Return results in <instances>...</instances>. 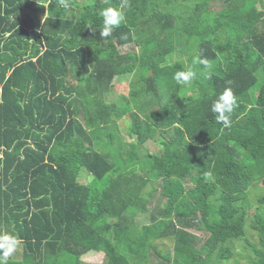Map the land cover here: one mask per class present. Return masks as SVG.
<instances>
[{"label":"trees","instance_id":"obj_1","mask_svg":"<svg viewBox=\"0 0 264 264\" xmlns=\"http://www.w3.org/2000/svg\"><path fill=\"white\" fill-rule=\"evenodd\" d=\"M68 3L0 0V232L22 241L8 264H264V0ZM107 7L125 20L101 39ZM194 56L211 67L181 87ZM226 87L228 127L211 111ZM133 106L127 142L106 126Z\"/></svg>","mask_w":264,"mask_h":264},{"label":"clouds","instance_id":"obj_2","mask_svg":"<svg viewBox=\"0 0 264 264\" xmlns=\"http://www.w3.org/2000/svg\"><path fill=\"white\" fill-rule=\"evenodd\" d=\"M60 2L65 9L69 8L70 5L68 0H60ZM100 16L103 18L102 30L99 33L101 39L111 36L114 28L119 26L125 20V12L117 7L104 8L100 12ZM5 36H7V34H5ZM168 58L175 59L171 54L167 56V59ZM168 63L171 62L167 60V64ZM196 65H202L203 69L198 70L195 67ZM210 67V62L207 59H201L199 56H194L191 65L174 73L173 80L177 85L183 87L190 84L193 80H196L198 75L206 77L207 70ZM236 107L237 98L232 88L226 87L213 101L211 111L215 114V120L217 123H221L223 126L228 127L231 124V117ZM83 127L86 130L89 129L86 121ZM21 243L22 241L17 235L8 232H0V264H8L9 258L19 250Z\"/></svg>","mask_w":264,"mask_h":264},{"label":"rangeland","instance_id":"obj_3","mask_svg":"<svg viewBox=\"0 0 264 264\" xmlns=\"http://www.w3.org/2000/svg\"><path fill=\"white\" fill-rule=\"evenodd\" d=\"M217 9L216 10H219V5H216ZM263 7H264V4H263ZM259 9L261 10V7L259 6ZM176 58H178V54L176 55ZM169 62H180V61H184L186 64H187V59H183L182 58H179V59H171V58H168L167 59ZM225 63V55L220 53L219 56H218V61L216 64H214V69L217 70V72L221 71L223 69V65ZM131 78H134V75H131ZM125 82V81H123ZM128 84V82H127ZM127 84H123L121 87H120V92L118 93L117 95V100L120 101V105L122 108H125V105L128 104V99H127V94H128V91L127 89L125 88ZM113 97H109V101H112ZM134 108L132 109V112H128V114L126 116H124V118L122 120H118V118H116V116L113 117L114 119V122L111 123L110 125H107L106 128H115L119 130V137L121 138H125L127 142H135V139L134 137H138L137 134H134L133 132H131V129L135 127L134 123L130 126L131 124V121L134 119V117L131 115V114H138V116L140 117L138 111L140 109V107H138L136 109L135 106H133ZM138 110V111H137ZM156 110V109H155ZM143 118V117H141ZM134 125V126H133ZM130 126V127H129ZM160 134V133H159ZM158 134L157 137H160ZM146 148H148V150L150 151V153H155V152H160V147L158 144L154 143V142H149L147 143V145L145 146ZM83 180H86V181H89L90 180V177H89V180L87 178H83ZM264 194V187L261 186V185H256L254 186L252 189H250V196L254 199H258L260 196H262ZM158 196H160V193H158ZM253 199V200H254ZM165 204V201L163 200L162 201V205ZM256 208V206L254 207V209ZM254 209L252 210V212H254ZM145 216H149L148 214H144V216H139L138 218V222L140 224H144V223H148V219L147 217ZM250 233H254L253 235L249 234L250 235V239L251 241H253V243H257L259 242V237L257 236V233L256 232H250ZM198 234H202V233H199ZM159 245V248H161L164 252L165 251H168V250H171L172 247H173V243L170 242V241H166V242H160L158 243ZM244 243L243 242H239L235 245V249L237 251H244ZM20 251V248L19 250L15 253V254H18ZM245 254H247L245 252ZM236 259V257H235ZM232 260L230 261L228 264H250L247 260L245 259H240L239 261H235ZM83 260L87 263H93V264H102L103 261H104V255L102 253H89L87 255H85V257L83 258Z\"/></svg>","mask_w":264,"mask_h":264}]
</instances>
